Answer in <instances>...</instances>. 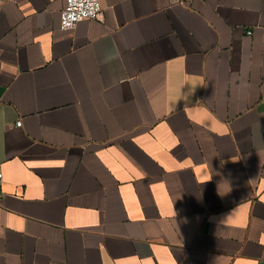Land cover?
<instances>
[{
	"label": "crops",
	"instance_id": "1",
	"mask_svg": "<svg viewBox=\"0 0 264 264\" xmlns=\"http://www.w3.org/2000/svg\"><path fill=\"white\" fill-rule=\"evenodd\" d=\"M99 1H0V264H264V0Z\"/></svg>",
	"mask_w": 264,
	"mask_h": 264
},
{
	"label": "built area",
	"instance_id": "2",
	"mask_svg": "<svg viewBox=\"0 0 264 264\" xmlns=\"http://www.w3.org/2000/svg\"><path fill=\"white\" fill-rule=\"evenodd\" d=\"M1 1V0H0ZM190 0H169L170 4H186ZM101 13V5L99 0H65V5L60 11V27L63 29H72L78 20L83 18L96 19ZM251 31L247 30L249 34ZM21 121L16 122L20 126ZM3 174L0 170V187ZM1 197V188H0Z\"/></svg>",
	"mask_w": 264,
	"mask_h": 264
},
{
	"label": "clouds",
	"instance_id": "3",
	"mask_svg": "<svg viewBox=\"0 0 264 264\" xmlns=\"http://www.w3.org/2000/svg\"><path fill=\"white\" fill-rule=\"evenodd\" d=\"M221 184H227L229 190L228 191L221 192L220 191V185ZM230 191H231V182L227 178H225L222 182H218V185H217V194L218 195H220V196L223 197V196L228 195L230 193Z\"/></svg>",
	"mask_w": 264,
	"mask_h": 264
}]
</instances>
